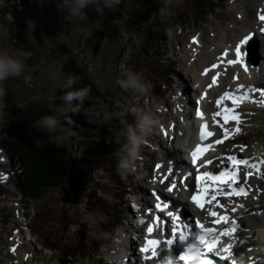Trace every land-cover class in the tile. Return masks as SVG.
<instances>
[{"label":"rangeland","instance_id":"1","mask_svg":"<svg viewBox=\"0 0 264 264\" xmlns=\"http://www.w3.org/2000/svg\"><path fill=\"white\" fill-rule=\"evenodd\" d=\"M40 0H29L28 5L29 8H27L29 20L30 19H36L39 25L41 27L38 28L37 32H42V39L39 40V42L42 43L43 48L39 45L40 43L36 42V40H32V44H28L29 48L33 50L35 53H32L29 55L27 51L24 50H18L17 45H20L21 39H30V36L25 33L24 28L19 26L18 24L12 26L11 28L6 25L5 21H2V27H0V53L7 52L9 56H11L13 59L19 60L21 63H23L25 71L22 70L23 73H27V78L23 77L22 81L15 82L14 80V86L10 84L9 87H7V92L11 94V92L14 93L12 96L13 100H15L17 103V109L16 113L18 115H21L23 117V127L22 131H25L26 127L28 128V121H31L33 124L35 123V119L33 118V112L32 109L36 108L37 104H39L41 107H45L46 109H52L54 107V99H53V93L57 90V84L60 83L63 79V69H65L64 63L67 62L68 55H63L59 53V51H52L51 45L48 44L49 39V33L54 35V38H58L60 36L61 39H63L66 43H68V48L66 49L73 55V58H76V60H82L84 59V64L88 66L93 72L91 75L94 76V80L96 81V85H100L103 87L102 82L106 81L103 80V71L107 68V74L111 75L114 79L115 75L112 73V66L115 65V62L121 63L122 60L128 58L130 59V67L133 70H138L139 63L134 65L135 58L143 57L146 52L141 49L140 51L133 50L131 45L134 37L131 36L130 33H123L124 30L127 28H124L120 23L114 22L111 23V29L109 33L111 35L107 36V39L105 43L100 47L98 51H96V58L93 57L91 63H88L89 57H87V54L85 52L86 46L88 45L87 42H84V39L91 35L92 29L95 24L100 23L99 20L96 19V9L94 8V5H89L88 8H86L85 15L83 19H74V18H65L67 13L66 12H60L54 16L52 19V24L55 21V17L58 15L60 16V20L56 22L54 27L49 26L51 29L49 30L48 25L49 22L47 20L48 14L51 13L46 9H42L40 11ZM41 20V21H39ZM71 21V22H70ZM48 27V28H47ZM130 30V29H129ZM141 32L140 34H142ZM144 34V33H143ZM46 35V36H45ZM68 35V37H67ZM71 35V36H70ZM74 35V36H73ZM136 35V34H135ZM62 36V37H61ZM65 36V37H64ZM73 36V37H72ZM78 40V41H77ZM51 41V39H49ZM109 41V42H108ZM114 41V42H113ZM136 45L138 46L141 42L137 38L135 41ZM16 44V45H15ZM50 45V47H49ZM128 46L131 47L130 53L127 52ZM15 49L17 53H9L13 52ZM27 50V49H26ZM44 50V51H43ZM24 56L27 58L25 60ZM82 58V59H80ZM103 64H105V67H103ZM102 67H101V66ZM103 68V69H102ZM131 94L133 93L131 90H129ZM27 92V93H26ZM147 96V95H146ZM146 96H142L144 103H147ZM137 94H135V101L138 100ZM129 100L131 101L132 98L129 96ZM32 109H31V108ZM103 114L104 111L95 112L93 115ZM101 117H97V120H100ZM34 119V120H33ZM33 124L31 125L33 127ZM108 127V125H104ZM6 129L9 128L8 122L5 126ZM3 132H6L5 129L0 130V140L2 141V144H5L6 151L13 155L14 150L16 149L15 143H19L18 136H14L11 132V134L14 136H11L7 133L6 138L3 137ZM68 136L73 140V130L67 132ZM74 141V140H73ZM38 145L40 146L41 140L37 141ZM30 147V146H29ZM90 149L87 154H84V158L81 159L82 162H80L79 169L86 170L88 172L87 176L89 177L90 183L88 184L90 188H98V186H103V190L108 192L106 195V198H111V193L114 192V180L116 177L114 175H111V170H113L112 165L110 164L107 172L104 167L107 166L108 163L103 164V161L97 162L96 157L93 156V153L97 152L94 150V146H89ZM32 151V147H31ZM30 151V153H31ZM78 151L73 150L72 154L76 157L78 155ZM26 155V154H25ZM33 156V154L31 153ZM38 159V160H37ZM17 160H20L19 156H17ZM40 161V168L38 169V173L41 172V178L44 179V181H50L52 177L56 180L59 177H62V175L54 174L53 171H50V174L44 173V168L42 165V160H39L36 156L33 158V161ZM77 161V160H76ZM78 162V161H77ZM96 163L102 167L100 169L99 167H95ZM17 164V163H16ZM38 166V162L35 163ZM31 169L33 171H36L34 167L31 166ZM48 175V176H47ZM52 176V177H51ZM69 187L64 184L61 186V188H58L55 193L52 192L53 197L56 198L58 202L61 203V200L64 198L66 199V203L69 205H72L71 208H66L65 205H61L57 207V213L59 212V216L67 215L64 212L69 211V214H74L75 212H82L84 209H82L84 206L79 203V201H76V199H73V197L68 193ZM88 195V193H87ZM20 198V197H19ZM18 198V199H19ZM110 201V199H108ZM86 204V206L91 207V201L89 198H86V200L82 201ZM39 206L41 204H38ZM44 207L47 208L46 210L49 212L47 215V218L49 219L51 216L50 209L46 206L44 202ZM76 207V208H75ZM94 209L97 210V206H93ZM62 208H65L61 210ZM85 213V212H84ZM102 214L98 212H93L92 216H89L90 219L95 220L96 218L101 217ZM104 218V217H103ZM57 227V226H56ZM58 229V227H57ZM58 232V231H56ZM62 233V231L60 232ZM85 233L88 234L86 231ZM27 238L29 235L26 236ZM57 237V235L55 236ZM30 240V239H28ZM70 247H75L73 245V241L69 244ZM61 254V252H57L52 256H56L58 258ZM74 258V257H72ZM71 258V259H72Z\"/></svg>","mask_w":264,"mask_h":264},{"label":"snow or ice","instance_id":"2","mask_svg":"<svg viewBox=\"0 0 264 264\" xmlns=\"http://www.w3.org/2000/svg\"><path fill=\"white\" fill-rule=\"evenodd\" d=\"M258 19L264 22V14L258 16ZM252 39L251 35H246L242 38L235 49V55L237 57L241 56V46L247 45L248 42ZM195 42V41H194ZM224 55H227L225 53ZM247 55V52L244 53ZM229 64H236L238 60H228ZM213 67H216L215 65ZM246 72L248 68L245 67L244 69ZM244 85H240L239 91H243ZM227 98L232 100L233 105L238 104L240 101L233 97L226 94ZM250 98V97H248ZM224 98L222 97L221 100ZM221 100L217 101L219 105ZM255 102V101H253ZM261 102H264L262 99ZM231 111V115L225 114L223 116V123H228L230 120H234L236 122V127L231 130L232 135L239 133L241 131L239 124H240V116L238 113L235 112V109L229 110L225 108V113H229ZM199 115L203 118V113L200 112ZM221 116L220 112L214 113V117ZM217 123H219L217 121ZM208 124L204 123L202 125L201 131V138L204 139L205 137H211L214 135L212 131L208 130ZM221 127L223 125L221 124ZM230 138L229 130L225 129L223 133V139H218L215 141L216 144H222L225 139ZM243 150V146L241 147ZM205 152V149L197 146V148L191 153L192 156V165H197L200 160H202V154ZM226 160L229 162L230 167L224 170H221L217 173H213L211 171H205L200 173L197 176V180L201 183V190L196 194L191 196L192 203L196 204L201 210L205 211L207 215L211 216L213 219L211 220V224L219 225L221 223L231 224V227L224 229L223 231H219L213 227H206L204 223L199 220L195 221L196 227L199 229V232L193 231L192 228L188 224L176 223L175 226L171 230V234L168 238L164 241L159 239L149 240L147 244L152 246L151 248L146 247L142 249L143 252L148 253L151 251V256L146 257V259H153L159 258L162 261V264H218L217 257L220 260L227 259V256H220L219 252L217 251V246L220 243V238L224 236L232 237L237 231H242L243 229L241 226L236 222L235 219H231L227 215L218 213L217 211H213L207 207V205H211L215 201V206L221 209H224L225 212L228 211L226 205L221 204L217 199L218 194H222L225 198H230L232 196L236 197H246L248 195V191L244 186L237 185L240 184V172L242 168H249L254 169L256 168L255 163L250 162V158H238L234 155H229L226 157ZM213 163L212 160H207L203 164H200V167H206L207 165H211ZM261 163H264L262 161ZM159 167V166H157ZM259 171V169H257ZM192 175L191 172L187 173L185 177H181L179 179V183L176 180H167V192H179L183 190L185 185V180L187 177ZM253 173L251 171L244 173V181L247 182L248 178L252 176ZM212 182L215 184H226L229 186L230 191H224L221 188H216L215 191L212 190L210 184L208 182ZM155 199L157 201L155 208L159 212H165L170 206L173 207V211H167V217L171 218L170 220L163 221L165 224L171 223L173 221L179 222L181 220L180 217V205L176 204L175 201L171 199H165L161 201V196L159 194H154ZM239 207H243V205H239ZM232 212L236 211V208L231 209ZM155 221L157 223L162 222V217L159 215L155 216ZM153 231L152 227L148 228V232L151 233ZM243 242V241H242ZM161 243H164L167 248L171 247H178L179 253L176 256H173L169 251L165 252L163 249H158ZM231 245L223 247L221 251L231 254ZM250 250V249H249ZM13 251L15 249L13 248ZM164 253V254H161ZM211 254V255H210ZM234 264V262H233Z\"/></svg>","mask_w":264,"mask_h":264},{"label":"trees","instance_id":"3","mask_svg":"<svg viewBox=\"0 0 264 264\" xmlns=\"http://www.w3.org/2000/svg\"><path fill=\"white\" fill-rule=\"evenodd\" d=\"M44 1V2H43ZM119 0V3L114 5L112 8H105L104 3L105 0H97L96 7L102 8V12H97L96 13V19L100 21V23H97L94 25L91 35H88L85 39L84 42H87L86 46V54L87 57H89L88 63L91 61V59L95 56L96 57V51L100 49V47L105 43V40L107 39L108 35H111L109 33L111 26V23L118 22L120 23L124 28H127L126 30L123 31V33H132L133 34L137 33L141 29L143 25L146 24V21H149V10H150V2L152 0ZM41 5L44 4L46 7L43 6V8L46 10L48 9L50 11V15L52 19L54 16L58 13L57 10V0H40L39 2ZM150 4V5H149ZM147 8V9H146ZM60 16L58 15L55 17V21L57 22ZM71 22V21H70ZM32 27V26H31ZM130 29V30H129ZM54 34V33H53ZM51 35V32L49 33V41L48 39V44L51 45V50L54 51H59L61 56L68 55L67 57V62L64 63L65 69H63V79L60 81L59 84H57V87L55 90V94L53 93V99H54V107L52 109H46L45 107H41L39 104H37L36 108L34 110L32 109L33 112V119L35 122L42 119L44 116H57L58 120L67 122L68 125L70 124V120L72 116L67 115L68 111L65 112V109L67 107L71 108L76 106L80 101L75 100L71 102V105L67 104L62 97L69 91H79L81 89L87 88L88 94L85 97L84 101L89 100L92 95L94 94L96 89V85L94 84V76L88 75V70L89 67L84 64V59L82 60H76V58H73V55L69 53L66 49L68 48V43H66L63 39L60 37L54 38V35ZM24 39V38H23ZM22 43L28 48V51L32 54L35 53L31 48H29L28 44H32V39L36 40V42L40 43L39 45L43 48V45L41 42H39V39H36V37H32L29 40H23ZM49 45V47H50ZM44 51V50H43ZM82 59V58H80ZM74 78V82L69 84V78ZM27 93V92H26ZM92 99V98H91ZM95 98L92 99L94 102ZM85 106L84 102L80 106V109L76 113L71 112V115H78L80 118H82V121L79 122L81 124H84L85 122H88L93 116H88L86 113H83L82 108ZM62 119H60V118ZM70 117V118H68ZM86 118V119H84ZM70 119V120H69ZM28 125L31 126L32 122L28 121ZM35 124V123H34ZM33 124V125H34ZM86 126V124H85ZM68 127V126H67ZM33 128V129H32ZM77 129L81 131L82 126L78 124L76 126ZM31 133L27 134L31 142L32 151L31 153H38L40 158L39 160H42V165L44 168V173L45 174H50V171H53L54 174H59L60 175H66L68 174V168L69 164L67 161V157L70 155L69 152H71L69 149L64 148L63 145L60 147H57L55 143L50 142L49 135L45 133L44 131L39 130L36 127L31 126ZM60 130V127L56 132H53L51 134L52 139L55 140L58 136V134H61L65 139L63 141L67 140V135L66 133ZM25 136V135H24ZM26 137V136H25ZM37 139V141L41 140V144L36 145L34 141ZM39 146V147H38ZM38 162V166L35 164ZM35 165L40 168V161H35ZM41 169V168H40ZM67 171V172H66ZM48 176V175H47ZM52 177V176H51Z\"/></svg>","mask_w":264,"mask_h":264},{"label":"clouds","instance_id":"4","mask_svg":"<svg viewBox=\"0 0 264 264\" xmlns=\"http://www.w3.org/2000/svg\"><path fill=\"white\" fill-rule=\"evenodd\" d=\"M97 0H57V10L60 12H66V19L71 17L74 19H83L85 15V9L89 5H96ZM119 0H105L104 7L112 8L118 4ZM96 11L102 12V8L96 7ZM34 22L29 21V28ZM23 70V65L19 60L13 59L7 52L0 53V81L6 80L9 76H19ZM74 82V78H69V84ZM118 84L125 90H131L133 93L139 96L148 95L151 89V83L143 79L142 75L135 72L124 73V78L118 79ZM88 89L84 88L79 91H69L62 99L69 105L72 101L79 100L84 102L85 97L88 94ZM5 95V90L0 88V98ZM77 112L78 109L71 107L66 108L65 112ZM132 114L136 117L134 125H128L123 130L125 137V143L122 146L120 153H118L119 160L117 163V171L126 173L135 170L136 161L139 159L142 145L147 140V136L152 131L153 127L159 123L155 117L148 113L143 112L139 108H132ZM71 122V121H69ZM33 127L44 131L49 135L50 142L55 143L57 147H60L63 142V137L58 136L55 140L52 139L51 134L56 132L59 128V120L57 116H44L42 119L35 122Z\"/></svg>","mask_w":264,"mask_h":264},{"label":"bare ground","instance_id":"5","mask_svg":"<svg viewBox=\"0 0 264 264\" xmlns=\"http://www.w3.org/2000/svg\"><path fill=\"white\" fill-rule=\"evenodd\" d=\"M133 1V0H132ZM132 1H130V2H132ZM150 5V4H149ZM147 9V8H146ZM161 14V13H160ZM159 14V15H160ZM52 35V34H51ZM46 36V35H45ZM71 36V35H70ZM74 36V35H73ZM72 36V37H73ZM54 37V36H53ZM60 37V36H59ZM62 37V36H61ZM65 37V36H64ZM67 37H68V35H67ZM137 40V38H135L134 39V42ZM78 41V40H77ZM106 41V40H105ZM109 42V41H108ZM114 42V41H113ZM139 45H141V43L139 44ZM197 67H199V65H197ZM9 87V86H8ZM107 87L108 88H110V84H107ZM52 180L55 182L56 180H54L53 178H52ZM19 239H21V241H22V243H21V245H23V244H25V237H19ZM21 245H19V246H21ZM25 247H26V249H27V251H30L31 250V247H28L27 245H25Z\"/></svg>","mask_w":264,"mask_h":264}]
</instances>
